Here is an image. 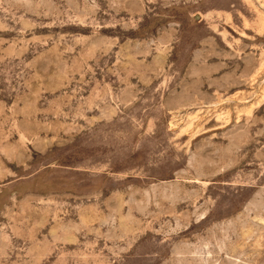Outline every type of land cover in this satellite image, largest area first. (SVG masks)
I'll return each instance as SVG.
<instances>
[{"label": "rangeland", "instance_id": "1", "mask_svg": "<svg viewBox=\"0 0 264 264\" xmlns=\"http://www.w3.org/2000/svg\"><path fill=\"white\" fill-rule=\"evenodd\" d=\"M0 264H264V0H0Z\"/></svg>", "mask_w": 264, "mask_h": 264}]
</instances>
